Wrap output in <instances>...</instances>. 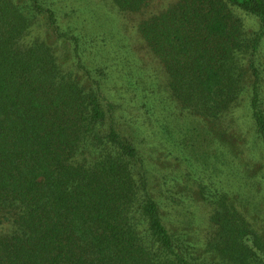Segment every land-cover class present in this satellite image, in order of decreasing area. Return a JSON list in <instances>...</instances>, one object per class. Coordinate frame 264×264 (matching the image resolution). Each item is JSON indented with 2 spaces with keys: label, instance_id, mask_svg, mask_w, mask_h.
I'll return each mask as SVG.
<instances>
[{
  "label": "trees",
  "instance_id": "obj_1",
  "mask_svg": "<svg viewBox=\"0 0 264 264\" xmlns=\"http://www.w3.org/2000/svg\"><path fill=\"white\" fill-rule=\"evenodd\" d=\"M52 5L0 0V264H264V229L222 181L197 190L212 207L208 257L170 228L165 187L109 116L101 82L84 86L33 34L39 16L60 26ZM138 29L196 120L248 96L264 145V0H175Z\"/></svg>",
  "mask_w": 264,
  "mask_h": 264
},
{
  "label": "rangeland",
  "instance_id": "obj_2",
  "mask_svg": "<svg viewBox=\"0 0 264 264\" xmlns=\"http://www.w3.org/2000/svg\"><path fill=\"white\" fill-rule=\"evenodd\" d=\"M174 1L152 0L139 11H125L114 0H50L60 26L39 16L33 34L53 45L63 68L84 86L101 82L109 116L142 145L153 188L165 187L164 218L204 258L214 228L212 207L197 192L203 183L222 181L250 222L264 229V145L248 96L220 118L202 122L176 99L165 66L138 29Z\"/></svg>",
  "mask_w": 264,
  "mask_h": 264
}]
</instances>
